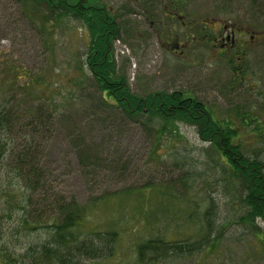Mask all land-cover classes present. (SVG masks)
<instances>
[{
  "label": "rangeland",
  "instance_id": "obj_1",
  "mask_svg": "<svg viewBox=\"0 0 264 264\" xmlns=\"http://www.w3.org/2000/svg\"><path fill=\"white\" fill-rule=\"evenodd\" d=\"M77 1L82 0H65L70 4ZM234 1L231 10H222V0H187V11L175 23H168L164 14H135L127 0H97L95 6L112 8L114 13L109 16L122 28L121 39L113 42L114 56L134 94L182 90L202 101L214 115L232 116L238 109L249 112L256 116L253 124H260L264 135V0L255 9L252 0H244L241 13L233 11L238 5ZM47 12L44 4L29 0H0V107L22 112L24 123L33 117L23 114L29 109L34 114L35 107L58 111L49 140L40 139V133L35 135L29 127L21 134L18 123L13 126L15 121L8 135H3L7 154L0 161V193L7 192L0 194V216L12 211L18 217L22 213L19 207L32 202L31 208L45 219L55 211V201L74 200L84 209L80 228L84 237L93 239L96 232L107 230L119 235L112 257L88 261L75 256V260L140 264L138 246L147 241H199L205 213L214 205L211 238L218 237L215 247L169 255L148 264H264V220L254 224L242 220L247 210L241 191L236 182L225 180L228 176L218 160L203 152L206 144L197 130L179 123L182 139L169 140V135H163L159 140L149 135L139 118L136 122L126 118L112 99H103L84 64L90 34L83 23L71 16L48 20ZM218 19L236 22L247 31V58L237 62V67L249 64L245 75L235 74L230 59L222 58L219 49L205 40L209 24ZM250 35L255 38L251 40ZM177 37L184 43L188 39L183 54L168 48ZM59 113L74 117L72 126L58 125ZM99 116L106 118L107 126L113 123L117 131L89 121ZM69 128L77 130L68 135ZM240 138L246 155H254L256 150L264 161V147L258 148L253 135L242 131ZM30 140L37 167L46 171L45 186L33 192L27 189V176L15 171L17 157ZM43 140L47 142L39 148L37 144ZM154 142H158L156 150ZM81 144L90 160L77 156ZM95 156L98 167L93 168ZM110 164H116L115 172L107 170ZM10 182L13 185L8 187ZM15 222V218L0 221L3 240L12 242L10 229ZM32 232L30 236L20 233L18 241L33 244L39 236L38 230ZM11 248L21 263L33 264L22 257L25 247ZM149 256L154 258L153 253Z\"/></svg>",
  "mask_w": 264,
  "mask_h": 264
},
{
  "label": "trees",
  "instance_id": "obj_2",
  "mask_svg": "<svg viewBox=\"0 0 264 264\" xmlns=\"http://www.w3.org/2000/svg\"><path fill=\"white\" fill-rule=\"evenodd\" d=\"M29 2L38 6L44 4L48 10V20L71 16L81 21L90 34L89 51L86 54L84 64L87 65L92 74L98 90L103 93V99L107 102L112 99L111 103L116 109H120L126 118L135 122L139 118L141 125L148 131L149 135L158 136L159 140L163 135H169L171 137L169 140L182 139L183 135L180 132L179 123L193 126L201 141L206 144L203 152L209 157L216 158V161L218 160L224 174L228 176L225 177L227 182L237 183L247 210L242 220L251 224H254L257 219L264 220V161L260 156H257L256 150H254V155H246L243 141L240 138L242 131H246L256 138L255 144L258 148L264 147V135L261 126H259L260 124H253L256 116L251 117L249 112L239 109L232 116L214 115L213 111L202 101L182 90L134 94L129 89L127 78L118 70L114 56L113 42L121 39L122 28L114 18L109 16L110 14H106L95 6V0L91 3L92 6H95L94 8H84L83 2L80 1L71 4L66 3L65 0H29ZM231 63L235 74L243 73L245 75L249 70V64L237 67V63ZM80 69L84 70L82 66ZM244 75L243 77H245ZM34 111L35 114L34 112L31 113L32 110L30 109L23 112L24 115H33L28 122L24 123L21 122V115H19L22 112L9 109L7 105L0 107V161L7 154V144L3 135H8L13 124L15 126L18 123L17 129L21 134L23 130L29 127L35 135L40 133V139L49 140L52 136L53 116H56L58 111L53 109V111L48 110L46 112L42 107H35ZM73 118L65 115V113H59L57 124L62 127L72 126ZM92 118L94 120H88L98 124V126H105L106 130L117 131L116 127H113V123L107 126L108 121L105 117ZM38 128H40L39 131H37ZM76 130L69 128L65 133L70 135ZM79 140L81 141V139ZM46 142L44 140L42 143L38 142L37 146L44 148ZM33 145L34 143L30 140V143L28 142L26 146H23L26 151L17 157L19 161L15 168L19 176H27L30 182V188L27 189L32 192L43 185L45 186L42 180L45 179L46 172L39 165L37 167L35 158H33ZM157 146L158 142H154L153 149L156 150ZM76 152L81 160L91 159L90 154L85 151L82 144L78 145ZM152 154L155 155V152ZM91 165L93 168L98 167V158L93 160ZM107 167V170L112 173L116 164H110ZM10 185L13 184L10 182L7 186L10 187ZM20 189L22 188L16 190L17 195L21 191ZM4 191L7 192L5 189L0 194ZM115 194L117 193L113 195ZM32 206L33 203L28 202V204L19 207L22 213L18 217H14L12 211H7L6 217L0 216V221L4 218L16 219L15 224L10 229L13 233L12 242L3 240L0 223V264H24L19 261L18 255L11 248L13 245L16 247L14 250L25 247L26 253L22 257L29 258L33 264H84L80 259L75 260V256L85 257L88 261H102L113 256L114 245H116L119 237L118 233L107 230L96 232L93 239L84 237L80 231L84 209L74 200L71 202H63L61 199L55 201V211L52 213L57 212L53 215L50 212L45 219L40 211L36 212L31 208ZM213 210L214 205H211L205 213L204 220L206 223L203 225L204 231L199 241L191 243H186V241L166 242L162 238L147 241L138 246V263L148 264L153 260L169 255L200 253L205 248L215 247L218 237L211 238V232L215 231ZM34 230H38L39 238L37 241H33V244L26 246L18 241L20 233L30 236ZM41 230L43 232H40ZM149 253H153L154 258L148 257Z\"/></svg>",
  "mask_w": 264,
  "mask_h": 264
},
{
  "label": "flooded vegetation",
  "instance_id": "obj_3",
  "mask_svg": "<svg viewBox=\"0 0 264 264\" xmlns=\"http://www.w3.org/2000/svg\"><path fill=\"white\" fill-rule=\"evenodd\" d=\"M126 0H124L125 3ZM193 1V0H191ZM200 1V0H198ZM259 0H252L253 4L251 5L252 9L257 7ZM84 8H94L91 4L88 5V0H82ZM233 0H222L223 8L222 10H231ZM97 3V0H95ZM244 0H236L234 1V5H237L236 9L233 8V11L241 13L245 11V5L243 4ZM127 4L129 7L133 8V12L142 13L144 15L148 14H164L168 23H175L177 20L183 18V14L187 11V0H127ZM257 4V6H256ZM233 5V7H234ZM219 7V5L217 6ZM231 7V8H230ZM98 8V6H97ZM102 11L106 12V14H112L114 11L112 8L101 7ZM221 10V9H220ZM221 10V11H222ZM215 20L216 18H212ZM236 22L230 21H222L220 19L215 22L212 21L209 24L208 29L209 33L206 34V41L211 44L213 49H217L218 54L222 56V58L230 59V62H244L247 58V31L244 30L243 26H239ZM187 26V25H186ZM191 28V26H189ZM172 29V28H171ZM251 40L255 38L254 35H250ZM178 39V40H177ZM177 39L173 43L168 44V48L173 50V52H177L178 54H183L182 48L186 46L182 40ZM167 40V39H166ZM170 42V41H167ZM188 44V42H187ZM238 64V63H237ZM247 65V64H246ZM238 67H243L242 63Z\"/></svg>",
  "mask_w": 264,
  "mask_h": 264
}]
</instances>
